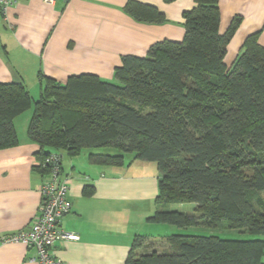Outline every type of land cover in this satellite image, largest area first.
Returning a JSON list of instances; mask_svg holds the SVG:
<instances>
[{
	"label": "trees",
	"instance_id": "1",
	"mask_svg": "<svg viewBox=\"0 0 264 264\" xmlns=\"http://www.w3.org/2000/svg\"><path fill=\"white\" fill-rule=\"evenodd\" d=\"M218 1L194 0L182 15L181 41L122 56L111 82L90 74L65 84L46 78L34 101L21 83H0V149L17 145L13 121L32 105L26 135L41 161L87 151L92 164L121 166L132 154L156 165L157 210L148 221L177 232L158 240L135 235L125 264H264V47L252 34L227 65L241 19L221 33ZM124 11L140 23L164 21L135 1ZM180 201L194 204L193 213L162 209ZM191 227L250 238L179 230Z\"/></svg>",
	"mask_w": 264,
	"mask_h": 264
},
{
	"label": "crops",
	"instance_id": "2",
	"mask_svg": "<svg viewBox=\"0 0 264 264\" xmlns=\"http://www.w3.org/2000/svg\"><path fill=\"white\" fill-rule=\"evenodd\" d=\"M128 1L20 0L0 11V83H21L35 99L32 94L39 97L46 78L65 84L71 76L90 74L111 82L122 56L144 57L157 42L181 41L182 15L195 5L194 0H131L163 15L162 23H140L124 11ZM218 7L221 33L234 17L241 19L226 48L227 65L252 34L258 33L264 47V0H219ZM32 110L31 105L13 121L17 145L0 149V264H39L35 249L5 241L32 225L46 178L37 168L40 148L26 135ZM60 155L71 211L59 228L77 239H58L50 249L54 258L66 264H125L135 235L164 237L157 230L165 224L148 221L157 210L154 163L125 155L121 166L97 165L88 161L87 151ZM85 189L91 193L85 195Z\"/></svg>",
	"mask_w": 264,
	"mask_h": 264
},
{
	"label": "built area",
	"instance_id": "3",
	"mask_svg": "<svg viewBox=\"0 0 264 264\" xmlns=\"http://www.w3.org/2000/svg\"><path fill=\"white\" fill-rule=\"evenodd\" d=\"M20 0H0V11L17 4ZM52 3L53 0H44ZM41 167L47 168L46 178L42 182L39 194L38 214L27 231L5 238L36 250L39 264H66L53 257L51 247L58 239H77L73 234H66L59 228L60 219L69 213L71 206L67 200L69 180L61 174V157L55 154L46 156Z\"/></svg>",
	"mask_w": 264,
	"mask_h": 264
},
{
	"label": "rangeland",
	"instance_id": "4",
	"mask_svg": "<svg viewBox=\"0 0 264 264\" xmlns=\"http://www.w3.org/2000/svg\"><path fill=\"white\" fill-rule=\"evenodd\" d=\"M33 96H35V99L38 97L37 94H32ZM35 99L32 98V100L34 101ZM33 104V102H32ZM33 109V107H32ZM102 152H113L114 150H108V149H99ZM126 156L128 157V159L130 160L132 158V154H126ZM262 197L264 198V192L261 194ZM162 209H176L180 212H183L185 214H191L193 213V208H194V204L191 203H187L186 201H180L177 202L176 204H171V205H164L162 206ZM195 216H198V213L195 214ZM165 227L163 228H158V233H160L161 235L165 236V235H170V234H174L175 232H177V228L174 226H169V225H164ZM181 231V233H192L194 230L196 231L195 234H199V235H208V234H213V235H218L221 238L224 239H239V240H243V239H249L250 237L248 235L239 233L236 230H223V231H217L216 229H209V230H205L202 228H194L191 227L189 229H179ZM175 231V232H173ZM171 232V233H170ZM160 237V236H159ZM141 252V249H138Z\"/></svg>",
	"mask_w": 264,
	"mask_h": 264
}]
</instances>
